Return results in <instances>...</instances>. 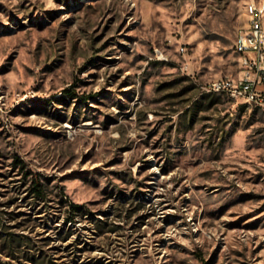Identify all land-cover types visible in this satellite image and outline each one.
<instances>
[{
  "label": "rangeland",
  "instance_id": "obj_1",
  "mask_svg": "<svg viewBox=\"0 0 264 264\" xmlns=\"http://www.w3.org/2000/svg\"><path fill=\"white\" fill-rule=\"evenodd\" d=\"M251 1L0 0V264H264Z\"/></svg>",
  "mask_w": 264,
  "mask_h": 264
},
{
  "label": "built area",
  "instance_id": "obj_2",
  "mask_svg": "<svg viewBox=\"0 0 264 264\" xmlns=\"http://www.w3.org/2000/svg\"><path fill=\"white\" fill-rule=\"evenodd\" d=\"M253 16L237 34L234 47L238 55V73L216 79L208 88L226 92L246 102L264 107V2L252 0Z\"/></svg>",
  "mask_w": 264,
  "mask_h": 264
},
{
  "label": "trees",
  "instance_id": "obj_3",
  "mask_svg": "<svg viewBox=\"0 0 264 264\" xmlns=\"http://www.w3.org/2000/svg\"><path fill=\"white\" fill-rule=\"evenodd\" d=\"M67 90H70V88H68ZM34 190L37 193V195L42 196L44 194V191L42 189V184L39 182V180L35 181Z\"/></svg>",
  "mask_w": 264,
  "mask_h": 264
},
{
  "label": "bare ground",
  "instance_id": "obj_4",
  "mask_svg": "<svg viewBox=\"0 0 264 264\" xmlns=\"http://www.w3.org/2000/svg\"><path fill=\"white\" fill-rule=\"evenodd\" d=\"M253 16V7H252V1L250 2V8H249V16L248 17H252ZM260 22L264 23V16L263 14H260Z\"/></svg>",
  "mask_w": 264,
  "mask_h": 264
}]
</instances>
